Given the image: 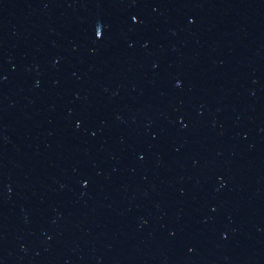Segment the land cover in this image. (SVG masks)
<instances>
[{
	"label": "water",
	"instance_id": "obj_1",
	"mask_svg": "<svg viewBox=\"0 0 264 264\" xmlns=\"http://www.w3.org/2000/svg\"><path fill=\"white\" fill-rule=\"evenodd\" d=\"M0 264H264V0H0Z\"/></svg>",
	"mask_w": 264,
	"mask_h": 264
}]
</instances>
